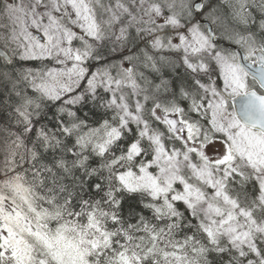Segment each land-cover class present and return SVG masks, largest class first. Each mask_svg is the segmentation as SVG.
I'll return each instance as SVG.
<instances>
[{"label": "snow or ice", "instance_id": "obj_1", "mask_svg": "<svg viewBox=\"0 0 264 264\" xmlns=\"http://www.w3.org/2000/svg\"><path fill=\"white\" fill-rule=\"evenodd\" d=\"M0 264H264V0H0Z\"/></svg>", "mask_w": 264, "mask_h": 264}]
</instances>
